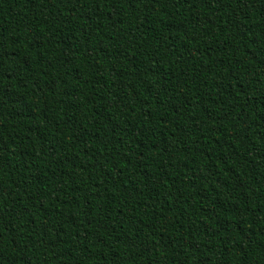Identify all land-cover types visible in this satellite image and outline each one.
Instances as JSON below:
<instances>
[{
	"label": "trees",
	"instance_id": "trees-1",
	"mask_svg": "<svg viewBox=\"0 0 264 264\" xmlns=\"http://www.w3.org/2000/svg\"><path fill=\"white\" fill-rule=\"evenodd\" d=\"M0 264H264V0H0Z\"/></svg>",
	"mask_w": 264,
	"mask_h": 264
}]
</instances>
